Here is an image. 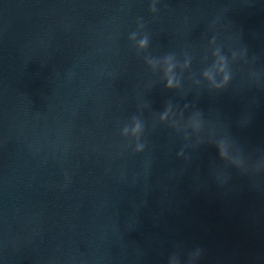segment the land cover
<instances>
[{
  "label": "water",
  "instance_id": "1",
  "mask_svg": "<svg viewBox=\"0 0 264 264\" xmlns=\"http://www.w3.org/2000/svg\"><path fill=\"white\" fill-rule=\"evenodd\" d=\"M152 3L0 0V264H264V0Z\"/></svg>",
  "mask_w": 264,
  "mask_h": 264
},
{
  "label": "clouds",
  "instance_id": "2",
  "mask_svg": "<svg viewBox=\"0 0 264 264\" xmlns=\"http://www.w3.org/2000/svg\"><path fill=\"white\" fill-rule=\"evenodd\" d=\"M156 10H157L156 9V0H153V3L151 5V11L155 12ZM147 44H148L147 37H145L144 39H142L140 41V46L141 47H146ZM221 60L223 61V66L221 67V71L224 73V75H223L222 83L215 84V86L218 87V88L223 87L224 85H226L231 79V73L229 71V65H228V58L226 56H222ZM169 70H171V69H169ZM204 74L208 75V71L205 70ZM167 87L170 88V89L178 87V82L175 81L174 77H171V78L168 79ZM166 116H167V113H165L161 118L164 119V118H166ZM141 130H142L141 129V125L138 123L136 125V128L134 129V131H141ZM144 147H145V145L143 143L138 144L136 151L137 152H141V151L144 150ZM180 155H183V152H181Z\"/></svg>",
  "mask_w": 264,
  "mask_h": 264
}]
</instances>
